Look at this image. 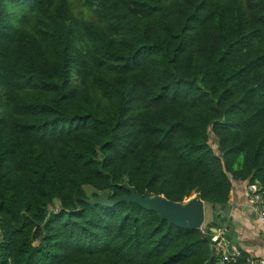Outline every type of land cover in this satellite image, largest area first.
<instances>
[{"label":"trees","instance_id":"1","mask_svg":"<svg viewBox=\"0 0 264 264\" xmlns=\"http://www.w3.org/2000/svg\"><path fill=\"white\" fill-rule=\"evenodd\" d=\"M236 181L264 186V0H0V264H214L215 222L84 185Z\"/></svg>","mask_w":264,"mask_h":264},{"label":"water","instance_id":"2","mask_svg":"<svg viewBox=\"0 0 264 264\" xmlns=\"http://www.w3.org/2000/svg\"><path fill=\"white\" fill-rule=\"evenodd\" d=\"M131 192L126 195L117 197L116 199H99L97 201H106L113 203L119 200H135L147 209L155 210L161 218L168 223L175 224L183 228H200L204 221V200L197 195H192L185 201H174L161 195H138L134 188H130ZM214 211L221 215L220 226L226 231V238L232 242L236 239L234 223L230 215V205L226 203L215 204ZM215 251V244L211 245L212 254Z\"/></svg>","mask_w":264,"mask_h":264},{"label":"crops","instance_id":"3","mask_svg":"<svg viewBox=\"0 0 264 264\" xmlns=\"http://www.w3.org/2000/svg\"><path fill=\"white\" fill-rule=\"evenodd\" d=\"M248 182L236 181L230 191L226 204L230 205V215L234 223L236 239L234 245L244 254L264 259V239L261 237V224L257 218L246 209L248 196L246 193ZM209 204L208 216L205 214V205ZM221 215L214 211L211 203L204 201V221L201 227L206 223L215 222L216 225L211 230L216 231L220 226Z\"/></svg>","mask_w":264,"mask_h":264},{"label":"built area","instance_id":"4","mask_svg":"<svg viewBox=\"0 0 264 264\" xmlns=\"http://www.w3.org/2000/svg\"><path fill=\"white\" fill-rule=\"evenodd\" d=\"M248 201L246 209L253 214L261 224V237L264 239V186L258 182L247 184ZM201 230H204L200 227ZM218 238L214 242L218 253V260L214 264H264V259L244 254L234 243L226 238V231L222 227L216 229ZM215 240V238H214Z\"/></svg>","mask_w":264,"mask_h":264},{"label":"rangeland","instance_id":"5","mask_svg":"<svg viewBox=\"0 0 264 264\" xmlns=\"http://www.w3.org/2000/svg\"><path fill=\"white\" fill-rule=\"evenodd\" d=\"M7 7L9 9L10 13L12 14V17L15 18V19L19 18L21 14H24L25 10H26L24 8L18 7L17 5H15L12 2H9ZM84 190H85L86 195L91 200L105 199L106 197L109 198L108 197V190H106V189H104V190H95L92 186L86 184V185H84ZM94 191L97 192L96 195H93ZM190 197L191 196H189L188 198H190ZM208 210H209V204H206L205 205V214H206V216H208ZM209 224L210 223H206L205 225H203L202 228L204 229ZM216 234H217V231H213L212 230V236H213V239L215 238V241L218 238V236H216Z\"/></svg>","mask_w":264,"mask_h":264},{"label":"clouds","instance_id":"6","mask_svg":"<svg viewBox=\"0 0 264 264\" xmlns=\"http://www.w3.org/2000/svg\"><path fill=\"white\" fill-rule=\"evenodd\" d=\"M216 251V250H215Z\"/></svg>","mask_w":264,"mask_h":264}]
</instances>
